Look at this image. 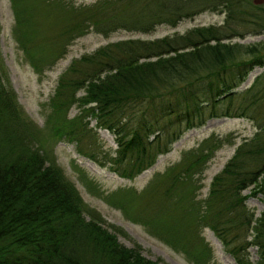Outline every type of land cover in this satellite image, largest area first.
Segmentation results:
<instances>
[{"label": "trees", "instance_id": "16d2710c", "mask_svg": "<svg viewBox=\"0 0 264 264\" xmlns=\"http://www.w3.org/2000/svg\"><path fill=\"white\" fill-rule=\"evenodd\" d=\"M30 1L13 0L15 36L17 32L20 49L39 73L47 58L54 63L69 40L90 30L104 36L117 31L150 34L160 26L174 28L206 12L224 14L221 25L194 27L148 41H117L81 56L59 77L50 106L54 116L74 104L88 106L84 116L70 122L77 131L74 140L79 146L92 133L82 119L87 113L97 128L116 136L118 149L111 171L123 179H133L150 168L184 132L209 119L251 121L254 136L238 146L200 204L193 201L200 190L194 176L228 143L226 137L204 140L185 157L179 174L166 175L168 183H158L152 198L145 193L143 210L139 211L140 202L131 206L127 202V209L145 224L154 223L167 242L181 246L188 256L210 253L202 239L194 238L201 225L213 232L235 264H252L247 254L251 246L259 254L255 264H264V209L254 218L241 195L254 187V194L264 197V72L249 88L236 91L254 68L264 67V42H232L264 34V2L97 0L73 7L65 0ZM37 4L50 15L54 12V23L62 22L48 45L36 42L29 29L28 16ZM4 83L0 69V264H159L144 257L140 246L119 243L98 214L86 211L74 186L57 167L47 164L40 138ZM139 104L145 109L133 119L139 125L133 126L124 115ZM156 108L161 115L149 120L158 115ZM51 124L53 134L61 136L62 127ZM78 151L87 155L81 148ZM185 212L195 218L182 227L178 219ZM196 264H202L201 260Z\"/></svg>", "mask_w": 264, "mask_h": 264}, {"label": "rangeland", "instance_id": "374dc122", "mask_svg": "<svg viewBox=\"0 0 264 264\" xmlns=\"http://www.w3.org/2000/svg\"><path fill=\"white\" fill-rule=\"evenodd\" d=\"M65 1L72 3L73 7H82L93 4L97 0ZM258 1L264 2V0ZM14 7L13 0H0L1 76L10 90L15 93L22 114L32 123L31 129L40 138L42 153L46 157L47 164L57 167L65 179L74 186L86 211L98 214L102 225L117 237L119 243L128 248L135 245L140 246L144 257L159 264H196L198 260H201L202 264H235L233 257L225 251L221 242L209 228L199 225L194 238L202 239L210 253L206 257L201 255L191 257L181 249V246L167 242L158 233L159 228L154 223L147 225L140 218L132 217L133 213L127 209V202L130 206L132 202H140L139 211L143 210L148 197H153L150 195L153 188L158 183L167 184L166 175L179 174L180 168L185 164V157L189 153L211 136L222 139L226 137L229 139L228 143L222 145L205 163L203 171L194 176L193 183L197 184L200 190L193 201L200 204L208 198L213 178L223 170L238 146L254 136L256 129L251 121L240 118L209 119L203 126L184 132L177 141L170 145V151L159 155L150 168L133 179H123L111 171L113 168L111 161L117 156L116 136L106 129L97 128L96 121L87 113L82 119L88 123V128L92 129V133L88 139L79 142V146L74 140L77 137V131L75 125L70 122L78 116H84L83 110H86L88 106L79 108V104H74L66 112L59 111L55 116L50 106L59 77L72 61L81 56L92 54L100 47L117 41L127 39L148 41L173 34H183L194 27L221 25L224 21V14L206 12L193 19L184 20L174 28L160 26L150 34L117 31L104 36L90 30L78 38L69 40L54 63L47 58L42 68L43 71L39 73L32 68L20 49L17 32L15 36ZM30 13L28 23L33 39L42 46L50 44L51 40L57 37L55 29H60L62 22L56 19L54 23L52 17L54 12L50 15L38 4ZM25 26H27L26 23ZM50 27L52 29H49ZM232 42L261 43L264 42V34L234 39ZM54 52L56 54V49ZM262 72H264V67L254 68L236 91L240 92L249 88ZM80 95L79 93L77 96ZM144 109V105L139 104L136 108L127 110L124 116L127 118L129 116L133 126L139 125L138 120L133 122V119L141 117ZM154 111L158 112V115L148 117L149 120L161 115L159 108ZM174 117L175 115L172 116L173 120ZM62 121L66 122L63 126ZM52 122L62 127L61 136L53 134L50 127ZM149 140H153V137L150 136ZM78 148H81L87 155L80 154ZM253 188L242 191L241 195L245 197L246 209L254 214V218H258L264 209V197L254 194ZM160 191L155 197H159ZM119 201L123 202L119 203ZM121 207L126 208V212ZM146 212L143 211V213ZM84 217L86 220L90 219L87 213ZM194 218L192 214L185 212L184 215H180L179 224L184 227L185 224L193 223ZM172 224H175L174 221ZM247 254L252 264L259 260L256 247H249Z\"/></svg>", "mask_w": 264, "mask_h": 264}, {"label": "bare ground", "instance_id": "6f19581e", "mask_svg": "<svg viewBox=\"0 0 264 264\" xmlns=\"http://www.w3.org/2000/svg\"><path fill=\"white\" fill-rule=\"evenodd\" d=\"M92 165V164H91Z\"/></svg>", "mask_w": 264, "mask_h": 264}]
</instances>
